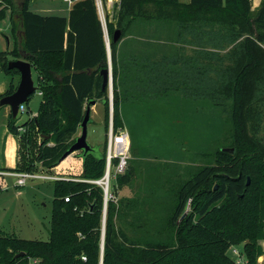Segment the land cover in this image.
<instances>
[{"label":"trees","instance_id":"16d2710c","mask_svg":"<svg viewBox=\"0 0 264 264\" xmlns=\"http://www.w3.org/2000/svg\"><path fill=\"white\" fill-rule=\"evenodd\" d=\"M31 1L0 0V22L8 17L15 40L19 26L22 36L20 45L0 52V69L11 77L4 96L12 94L18 83L12 81L18 72L7 69V63L16 59L31 65L36 92H41L35 117L21 125L17 116L8 119L9 132L29 152L11 172L50 171L58 166L77 137L90 101L102 105L105 123L109 94L102 90L100 71L107 69L108 55L114 132L123 128L121 110L127 102L159 99L169 93L218 105L230 102L227 148H234V154L219 148L215 165L206 164L181 182L162 231L140 240L129 238L114 221L126 220L133 202L107 203L102 232V190L88 183L55 181L48 241H26L0 232V264H236L227 256L231 247L239 249L246 264H258L261 248L257 243L263 238L264 220V137L260 136L264 2L254 13L249 0H118L112 19L106 21L107 51L95 0H78L67 18L31 12ZM136 22L147 28L151 22L170 24L175 43H195L201 50L192 57L178 53L156 60L120 55L118 46ZM116 30L121 36L114 43ZM225 45L231 48L221 56L218 51ZM133 74L137 85L126 88ZM30 97L22 105L27 107ZM19 128L24 132L19 133ZM105 147L106 138L98 154L94 148L81 158L80 179L103 176ZM131 173L127 168L116 177V185L128 184ZM188 201L192 209L180 219ZM235 207L240 209L237 215ZM19 253L24 256L15 258Z\"/></svg>","mask_w":264,"mask_h":264},{"label":"rangeland","instance_id":"374dc122","mask_svg":"<svg viewBox=\"0 0 264 264\" xmlns=\"http://www.w3.org/2000/svg\"><path fill=\"white\" fill-rule=\"evenodd\" d=\"M70 1L73 6L78 0ZM96 1L104 39L108 41L106 21L112 19L118 0ZM249 1L254 13L258 12L264 2ZM40 3H50L58 9L67 4L63 0H32L30 10L36 12ZM146 25L135 23L132 32L130 31L118 46L120 55L138 54L156 60L164 55L171 57L178 53L192 57L201 50L195 43H175L174 26L170 24L151 22L149 28ZM4 27L5 24H0V52L7 51L5 36L9 37V33L4 31ZM13 48L8 50L11 51ZM203 48L209 49L208 46ZM230 48V45H225L224 49L218 52L225 56ZM134 76L137 75L128 77L126 88L137 85ZM35 77L36 74L32 70L33 81ZM40 100L37 94L32 95L28 107L33 110L39 105ZM262 110L263 124L260 136L264 137V105ZM228 111L230 102L218 105L208 100H188L180 93H169L153 100L131 101L126 103V107H122V127L128 133V168L132 171V179L128 184L118 186L116 180L111 178L110 194L113 199L108 203L118 204L120 200L133 202L126 220L121 222L114 218L115 224L122 227L129 238L140 240L146 237V234L150 238L155 232H161L170 214L176 187L189 179L200 167L216 164L218 149L228 147L227 130L230 127L226 122ZM111 114L110 100L104 124L101 104L97 102L92 107L86 140L88 145L96 149L97 154L104 146ZM25 118L26 115L18 114L17 124H23ZM123 128L117 129L121 131ZM79 133L78 130L76 136ZM79 153H76L75 158ZM81 173L82 171L79 175ZM3 180L6 188L0 187V232L21 240L47 242L53 205V182L27 180L24 187L16 188L14 178L4 177ZM218 207L219 204H216V208ZM191 209L189 201L186 214ZM239 211V208H233V214L237 215ZM262 235L263 238L257 243L261 248V254L256 258L258 264H264V220ZM230 253L231 249L227 256L231 257Z\"/></svg>","mask_w":264,"mask_h":264},{"label":"crops","instance_id":"0c3cea01","mask_svg":"<svg viewBox=\"0 0 264 264\" xmlns=\"http://www.w3.org/2000/svg\"><path fill=\"white\" fill-rule=\"evenodd\" d=\"M181 1H183L185 3L189 2V0H181ZM71 7H72V4L71 5L66 4L65 6L63 5V7L58 9L57 7H55L54 5H52L50 3H48V4L47 3L46 4L40 3L38 5L37 11L34 13H37L41 16H56V17L67 18L69 11L71 10ZM29 10H30V8H29ZM0 24H5V27L3 29H4V31H7L9 33V37L5 36V39L7 42L6 43L7 44V51H9L8 49L15 47L17 44L20 45V42L22 39L20 26H19L18 32L16 33L17 39L15 40V38L13 37V35L11 33V27H10L8 17L5 20L1 21ZM0 31H1V28H0ZM10 45H11V47L9 48ZM107 60H108V58H107ZM1 74H3V75H1ZM4 76H6V77H4ZM18 80H19L18 76H14V78H12V81L15 84L18 82ZM10 82H11V77L5 75L2 72V70L0 69V97L5 95L8 87H9ZM35 94H37V93H35ZM37 96H39V95L37 94ZM38 106L33 108V110H32V108H29L28 106L25 107L26 111L22 115H26V118L22 121V123H25L26 121H28L29 119H31L37 115ZM92 107H94V106H91L90 114H91ZM122 107H126V105H124ZM9 117H10L9 107L8 106L0 107V173H11L10 170H14L19 166L22 156H25V157L29 156V152L27 151V149H25L22 146L19 137L14 136L13 134H11L9 132V130H8V119H9ZM77 154H78V152H77ZM80 155L81 154L79 153V156L75 158L76 153H74V154H72L66 158L67 160L68 159H70V160H68V162L66 164L64 163L63 166H59L60 165L59 164L58 166L51 169L50 171L40 170L39 172H36V173H39V174H41V173L42 174L59 173L62 176H65L68 178H79L80 177L79 174L82 171V159H81ZM12 173H15V172H12ZM4 177L5 178H12V177L0 175V185L2 184L3 185L2 187L6 188V183L3 180ZM14 182H15V180H14ZM14 186L16 188H19L16 185H14Z\"/></svg>","mask_w":264,"mask_h":264},{"label":"built area","instance_id":"2783aa9c","mask_svg":"<svg viewBox=\"0 0 264 264\" xmlns=\"http://www.w3.org/2000/svg\"><path fill=\"white\" fill-rule=\"evenodd\" d=\"M98 1V0H97ZM96 1V2H97ZM63 2L67 3L68 5L71 4L70 0H63ZM35 87V86H34ZM39 96H41V92H36ZM111 113L112 107L110 106ZM26 111L24 105H20L17 110L18 114H24ZM19 133H23L24 129L19 128ZM105 163H104V172L103 176L98 180H85L80 178H68L62 176L59 173L55 174H39L36 172H23V173H0L1 176H9L15 179V185L17 187H24L27 180H44V181H73L79 183H88L92 185L98 186L103 193V216H102V232L105 223V210L107 207L108 201L113 199V196L110 194V180L115 179L116 177L123 175L127 168L129 162V139L128 133L123 130H118L116 132L113 131L112 127V114L110 116L109 127L106 134V147H105ZM64 202H68V197L64 198ZM231 258L236 264H246L244 256L241 254L238 248L231 247ZM83 261L86 259L84 257L81 258ZM34 263L36 261H33Z\"/></svg>","mask_w":264,"mask_h":264},{"label":"water","instance_id":"95a60500","mask_svg":"<svg viewBox=\"0 0 264 264\" xmlns=\"http://www.w3.org/2000/svg\"><path fill=\"white\" fill-rule=\"evenodd\" d=\"M121 36L120 30H116L113 33L112 41L116 43ZM106 48L107 51H109V43L106 41ZM20 54L24 55L23 51H20ZM108 67L107 69H103L100 71V75L102 77V90L107 89L109 94V100H110V106L112 107V76H111V67H110V58L108 55ZM7 69L8 70H16L18 72V83L16 86L15 91L7 96H4L0 99V107L2 106H8L10 109V115L14 119L17 116V110L18 107L25 103L28 98L33 95L36 91V88L34 87V82L32 79V68L31 65L22 60V59H16V60H10L7 63ZM95 105V101H90L85 106V112L82 119V122L79 125V135L76 137L74 143L69 147V149L63 154L61 159L59 160V164L63 162L67 157L70 155L80 152L81 158L85 157L86 154L92 152L94 150V147L88 145L87 143V125L90 122V108L91 106ZM221 152L234 154V148H221ZM249 184V179H247L246 185ZM189 205V201L186 202L183 212L180 215V219H182L187 212ZM91 211V208H90ZM24 253H19L15 256V258L23 257Z\"/></svg>","mask_w":264,"mask_h":264}]
</instances>
